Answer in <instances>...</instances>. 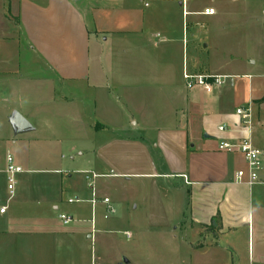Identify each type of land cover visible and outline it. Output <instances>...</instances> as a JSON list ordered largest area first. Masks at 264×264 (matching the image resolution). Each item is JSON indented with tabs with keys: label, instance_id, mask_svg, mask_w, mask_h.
<instances>
[{
	"label": "crops",
	"instance_id": "1",
	"mask_svg": "<svg viewBox=\"0 0 264 264\" xmlns=\"http://www.w3.org/2000/svg\"><path fill=\"white\" fill-rule=\"evenodd\" d=\"M185 70L231 80L190 90ZM152 99L169 110L153 115ZM129 129L154 134L105 137ZM75 130L97 175L178 181L190 264H264V155L249 186L243 156L218 149L250 139L264 154V0H0V173L9 147L19 163L20 145Z\"/></svg>",
	"mask_w": 264,
	"mask_h": 264
},
{
	"label": "rangeland",
	"instance_id": "2",
	"mask_svg": "<svg viewBox=\"0 0 264 264\" xmlns=\"http://www.w3.org/2000/svg\"><path fill=\"white\" fill-rule=\"evenodd\" d=\"M8 27L12 29L9 23ZM225 95L231 100L229 92ZM164 101L152 99L147 108L153 115L169 110ZM119 108L121 114L127 109L123 104ZM77 131L66 132L60 138L62 144L39 137L38 132L27 133L39 140L20 145L22 161L16 162L24 173L16 178L13 196L7 174L0 173V209H7L5 215L0 214V264H177L181 254L185 258L180 264H190L189 252L177 249L184 240L190 241L193 228L189 212L183 215L187 196L178 181L152 183L102 175L94 179L93 157H88L86 140ZM111 133L154 134L129 129L106 132L105 137ZM9 150L15 157L14 148ZM93 190L98 199L97 192L110 204L98 203L94 211L90 204ZM70 198L81 201L69 204ZM56 205L59 209H54ZM60 214L74 221L66 226ZM78 215L86 221L78 222Z\"/></svg>",
	"mask_w": 264,
	"mask_h": 264
},
{
	"label": "built area",
	"instance_id": "3",
	"mask_svg": "<svg viewBox=\"0 0 264 264\" xmlns=\"http://www.w3.org/2000/svg\"><path fill=\"white\" fill-rule=\"evenodd\" d=\"M204 14L206 15H213L214 9H206ZM186 87L188 89H195V88H201L207 93H213L216 89H219L223 87L226 82L230 79L229 76H223V75H214V74H192L188 72V70L184 71L183 74ZM237 115L241 116L243 118V121L245 125L250 124V118H251V110H245L244 108H240L237 110ZM220 131H225L226 128L220 127ZM218 149L222 152H228V153H239L243 156L245 163H246V169L240 170L236 174V181L240 184H246L249 186L255 185L259 181V171L261 170V159L263 157V151L257 148L250 139H243L240 142H229V141H222L219 143ZM7 159V167H6V173H7V179H8V189L13 196L15 186H16V178L19 174H22L24 172L23 168L17 164H15L14 157L8 153L6 155ZM99 175L93 174V178H98ZM87 179H90V177H86ZM81 200L78 198L76 200L70 199L68 200L69 204L78 203ZM103 204L109 205L110 200L108 198H104L102 200ZM90 203L92 204L93 210L95 209L98 198L93 190L92 192V199L90 200ZM111 213H115V210L111 207H109ZM6 211V207L1 209V213H4ZM60 221L64 225H70L73 222V218L71 216H68L66 214H60L59 215ZM132 235L127 234V238L131 239Z\"/></svg>",
	"mask_w": 264,
	"mask_h": 264
},
{
	"label": "water",
	"instance_id": "4",
	"mask_svg": "<svg viewBox=\"0 0 264 264\" xmlns=\"http://www.w3.org/2000/svg\"><path fill=\"white\" fill-rule=\"evenodd\" d=\"M11 122L17 132H26L32 129L30 123L18 113L13 115Z\"/></svg>",
	"mask_w": 264,
	"mask_h": 264
}]
</instances>
